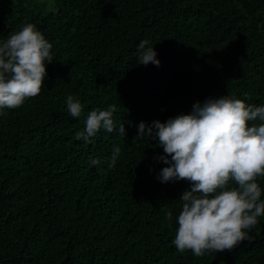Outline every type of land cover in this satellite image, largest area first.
<instances>
[{"label": "trees", "instance_id": "16d2710c", "mask_svg": "<svg viewBox=\"0 0 264 264\" xmlns=\"http://www.w3.org/2000/svg\"><path fill=\"white\" fill-rule=\"evenodd\" d=\"M24 23L53 45V62L38 96L0 110V264H264V217L231 251L178 252L190 185L160 183L158 139L134 140L140 122L208 97L264 105V0H0V40ZM142 40L159 67L138 65ZM69 94L83 105L78 119ZM112 104L114 133L75 139L91 110ZM113 145L114 168L91 166Z\"/></svg>", "mask_w": 264, "mask_h": 264}, {"label": "clouds", "instance_id": "9594fccd", "mask_svg": "<svg viewBox=\"0 0 264 264\" xmlns=\"http://www.w3.org/2000/svg\"><path fill=\"white\" fill-rule=\"evenodd\" d=\"M53 45L32 23L0 40V110L17 109L26 99L38 96L53 62ZM138 65L160 66L157 52L148 40L139 42ZM47 62V63H46ZM68 114L78 119L83 111L80 100L69 94ZM115 104L91 110L75 139L90 143L101 130L117 129ZM119 136H125L119 124ZM158 139L164 155L155 159L163 167L157 179L162 184L186 181L190 188L179 198L182 210L172 244L183 254L196 257L231 251L243 241L264 217L262 190L257 183L264 177V105L246 104L230 95L197 101L188 114L166 122H140L134 138ZM121 148L113 145L107 159H91V166H116ZM175 202V201H174ZM168 221L172 212L165 213Z\"/></svg>", "mask_w": 264, "mask_h": 264}]
</instances>
